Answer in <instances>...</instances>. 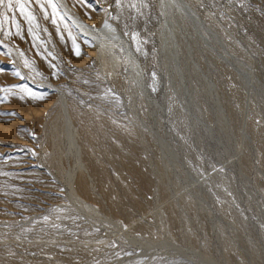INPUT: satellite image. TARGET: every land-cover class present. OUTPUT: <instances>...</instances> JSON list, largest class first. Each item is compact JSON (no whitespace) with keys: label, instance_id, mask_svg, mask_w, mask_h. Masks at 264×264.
<instances>
[{"label":"rangeland","instance_id":"374dc122","mask_svg":"<svg viewBox=\"0 0 264 264\" xmlns=\"http://www.w3.org/2000/svg\"><path fill=\"white\" fill-rule=\"evenodd\" d=\"M97 1L103 9L107 8L104 10L115 13L112 12V16L121 21L136 47L146 54V70L153 94L150 102L145 103L147 97L129 74V81L122 83L125 86L126 82L125 87H115L118 93L114 87L108 89L100 67L86 46L89 43H82L83 50L80 48L79 55L76 54L77 50L72 48L74 32L55 21L48 0H11V8L8 7L9 0L0 4V32L10 41L16 40L25 56L28 53L26 57L32 62L27 63L33 69L32 65L35 66L39 73L38 76L37 71L32 74L37 76L36 79L40 76L41 80L33 84L27 77H21L23 73L16 68L12 54L0 44L4 49V52L0 49V245L10 248L0 251V262L264 264V0H193V5L203 11L208 25L226 41V50L208 33L212 42V38L217 40L213 42L217 49L210 48L211 54L208 53V46L200 43L202 38L191 22L188 23L190 30L199 36L197 43L192 41L196 49L200 46L199 52L195 49L194 57L198 53L196 57L201 58L202 66L194 62L186 40L179 35L185 46L183 75L172 61H166L168 55L161 44L160 7H155L157 0H153L154 4L151 0ZM3 13L6 21L2 19ZM40 16L47 22L46 27ZM7 20L13 29L9 24L6 28ZM17 30L19 34L15 33ZM26 34L31 37L29 45ZM12 35H17L18 40ZM19 35L25 39L21 40ZM48 38L54 44L55 53L59 54L52 51ZM63 38L69 41L65 42ZM31 47L39 50L30 52ZM218 47L231 62L221 57ZM5 51H8L7 55ZM29 53H32L31 57ZM212 55L214 58L220 56L215 60ZM50 60L52 63L57 60L53 65L59 66L60 62L70 65L71 71L76 69L81 76L75 78L76 88L72 87L71 91L76 98H81V92L84 93L83 103L87 104L84 118L91 128L97 156L93 160L94 155H91L92 160L88 163L95 188L90 185V193L81 194L80 198L70 191L71 170L78 172L79 163L72 159L68 163L62 158L65 145L61 141L60 128L54 130V126L57 123L64 125V120L57 121L59 101L44 84L48 79H55L58 84L70 86L71 80L62 76L67 72L65 65L63 70L62 65L60 68L55 66L59 70L57 73L53 67L50 70ZM42 64L45 69L44 65H47L48 70H44ZM90 65L96 71L91 70ZM39 70L50 73L47 75L43 71L41 74ZM208 71L210 74L212 71L213 76ZM84 72L100 73L99 78ZM43 73L46 81H42ZM50 74L56 78H50ZM209 76L219 83L218 92L210 84ZM91 85L94 89H90ZM24 88L30 89L32 95L23 91ZM111 95L112 100H116L114 103ZM219 98L231 114L232 123L223 115ZM118 101H121L120 106L123 105L121 109L116 107ZM129 109L139 112L133 115ZM126 110L130 114L126 115ZM154 113L161 119L163 137L170 141L184 163L179 160L175 161L177 163H158L156 150L145 148L139 141L137 135L141 136V131L134 127L135 132L138 131L135 136L124 129L127 124L133 128L135 120L132 119L145 117L149 128L147 134H151L150 128H157ZM245 123L256 133L253 142L243 134ZM166 153L171 159L167 150ZM190 175L197 182L190 183ZM176 191L180 192L173 196ZM171 236L177 242L172 243ZM180 250H187L194 258L183 255Z\"/></svg>","mask_w":264,"mask_h":264},{"label":"bare ground","instance_id":"6f19581e","mask_svg":"<svg viewBox=\"0 0 264 264\" xmlns=\"http://www.w3.org/2000/svg\"><path fill=\"white\" fill-rule=\"evenodd\" d=\"M152 1V4H154L153 3V0H151ZM155 1V0H154ZM196 1V0H195ZM117 2V1H116ZM149 2H150V0H149ZM159 2V3H158ZM193 0H157L156 2H155V7H157V5H159V7H160V12H158V13H160L161 15V17L159 18V21H160V19H161V21L160 22H162V25H163V29H162V27H161V30H162V35H161V44H162V49H163V52L165 53V55L168 57L167 59H166V61L168 60V63H170L171 61H172V63H174L175 64V66L178 68V71L183 75L184 73V69H183V51H184V47L185 46H183V44L181 43V41H183V40H181L180 39V36L179 35H182L183 36V38L186 40V42H187V46H188V51L190 52V54H192V57H193V59H195L194 60V62L200 67V66H202L201 65V58H197L196 57V55L198 54H196L195 55V57H194V54H195V49H196V46H194V42L192 41L193 39H194V41L196 40V43H197V40L199 39L198 37L200 36L201 38H202V42H200V43H202V44H204L205 43V45H207L208 46V48H207V50L208 49H212V50H216L217 48H216V46L214 45V40H215V42L217 41V40H219V42H220V45H221V47L222 48H224L225 50H226V48H225V42H224V40H223V38H221L222 36H220V33L218 34L216 31H214L212 28H211V26L210 25H208L209 23L207 22V20L205 19V17L203 16V14H202V12L201 11H199L194 5H193ZM48 3L50 4V8H51V10H52V12H53V14H54V17H55V21L57 20L58 22H61L64 26H66V27H68L69 28V30L70 29H72V31L74 32V35H73V40H72V48L74 49V50H80V48H82V43H89V44H87L86 46L88 47V49H89V51H91V55H92V58H94V60H95V64H97L99 67H100V70H101V74H102V79H105V82H107V86H109L108 87V89L110 88V87H117L118 86V88H119V85H120V87L121 86H123L122 85V83H123V81H129V76L131 77V78H133L134 79V81H137L138 83H139V87H140V89H141V91H142V94H144L146 97H147V99H146V101H145V103H148L147 102V100L149 101L151 98H152V96H153V94L151 93V87H150V78H149V73L147 72L148 70H146V64L148 63L147 62V56H146V54H144V53H141L140 52V50L136 47V45L134 44V42H133V40H132V38H130L129 37V35H128V33L129 32H126V28L122 25V23H120L121 21H119V20H117L116 18H114L113 16H112V12L111 11H109V10H104V9H107V8H104L103 9V7L100 5V3L97 1V0H48ZM158 3V4H157ZM38 5V4H37ZM40 6V5H39ZM38 8V7H37ZM151 8V7H150ZM153 8H154V5H153ZM199 8V7H198ZM21 9V8H20ZM41 9V8H40ZM148 9V8H147ZM157 9V8H156ZM200 9V8H199ZM23 10V9H22ZM42 10H44V9H42ZM46 10V9H45ZM154 10V9H153ZM153 10H151V11H153ZM205 10V9H204ZM41 11V10H40ZM155 11L156 10H154L153 12H154V14H155ZM44 12V11H43ZM153 12H152V14H153ZM4 13H5V10H4ZM4 13L2 14V15H4ZM18 13H21V12H18ZM40 13V12H39ZM38 13V14H39ZM114 13V12H113ZM42 14V13H41ZM115 14V13H114ZM154 14H153V16H154ZM2 15H1V17H2ZM35 15V14H34ZM46 15V14H45ZM17 16H19V14H17ZM25 16V15H24ZM49 16H52V15H49ZM19 17H22V19H23V16H19ZM35 17H36V15H35ZM38 17V16H37ZM2 19H4L5 20V15L3 16V18ZM42 19V21L44 22H42L43 24H44V26H45V24H47V22L45 23V21L43 20L44 19V17H42L41 18V16H40V20ZM49 19V18H48ZM156 19V18H155ZM24 20H25V18H24ZM46 20V19H45ZM51 20V19H50ZM50 20H49V22H50ZM6 21V20H5ZM26 21V20H25ZM29 21V20H28ZM153 21H155V20H153ZM158 21V22H159ZM14 22V21H13ZM133 22V21H132ZM131 22V23H132ZM157 22V21H156ZM191 22V23H190ZM6 23V22H5ZM4 23V24H5ZM51 23V22H50ZM50 23H49V25H50ZM57 23V22H56ZM55 23V24H56ZM130 23V22H129ZM130 23V24H131ZM188 23H190V24H192V26L195 28V30H196V32H197V34L199 35V36H196V34L193 32V31H191L190 30V27H189V24ZM3 24V25H4ZM8 24H9V26L11 25L9 22H8V20H7V26H6V28H8ZM20 24V23H19ZM54 24V25H55ZM53 26V25H52ZM55 26H57V25H55ZM60 26L61 25H59V29H60ZM133 26V25H132ZM5 27V26H4ZM14 27V26H13ZM46 27V26H45ZM48 27V26H47ZM63 27V26H62ZM128 27V26H127ZM30 28V27H29ZM65 28V27H64ZM193 28V29H194ZM5 29V28H4ZM11 29H13L12 28V25H11ZM11 29H10V31H11ZM17 29H19V28H17ZM160 29V28H159ZM21 30V29H20ZM22 30H23V28H22ZM21 30V31H22ZM30 30V29H29ZM46 30H47V28H46ZM52 30V29H51ZM50 30V31H51ZM56 30V29H55ZM129 30V29H128ZM10 31H8V33L10 32ZM14 31V30H13ZM57 31V30H56ZM56 31H55V33H56ZM59 31V30H58ZM61 31H63V28H62V30ZM65 31H67V29H65ZM71 31V32H72ZM133 31V30H132ZM4 32V31H3ZM159 32V31H158ZM8 33H5V34H8ZM12 33H14V32H12ZM11 33V34H12ZM15 33H18V30H17V32H15ZM14 33V34H15ZM21 33V32H20ZM26 33V32H25ZM33 33V32H32ZM52 33H53V31H52ZM60 33V32H59ZM62 33H64V32H62ZM208 33H211L213 36H211V37H215L216 39H214V38H212V40H213V42L210 40V35L208 34ZM10 34V33H9ZM19 34V33H18ZM30 34H31V32H30ZM54 34V33H53ZM57 34V33H56ZM61 34V33H60ZM66 33H64L63 35H65ZM68 34V33H67ZM28 34H26V36H27ZM32 35V34H31ZM48 35H49V31H48ZM12 36H14L15 37V39H17V35L15 36V35H12ZM12 36H10V37H12ZM20 36V35H19ZM19 36H18V38H19ZM22 36V35H21ZM21 36H20V38H21ZM33 36V35H32ZM53 36V35H52ZM58 36V35H57ZM7 35H4V33L2 34L1 32H0V44L3 46V48H5V50L7 49L12 55H11V57L13 56V62L15 63V66H16V68L19 70V71H21L22 73H23V75H25V76H21V77H23V78H28L33 84L34 83H36V82H38V81H41L40 80V76L38 77V79H36L37 78V76L39 75V73H38V71L35 69V66H33L32 65V67H34V69L33 68H31L30 67V63H27L30 59H27V54H26V56L24 55V53L22 52V49L20 48V46L18 45V43H17V41L15 40H13L12 41V39H11V41L9 40V39H7ZM28 37V36H27ZM50 37V36H49ZM64 37V36H63ZM65 37H67L66 35H65ZM64 37V38H65ZM75 37V38H74ZM29 38V41H28V45H29V43H30V39H31V37H28ZM34 38V37H33ZM46 38V37H45ZM55 38H57V37H55ZM54 38V40L56 41L57 39H55ZM63 38V39H64ZM22 39H25V38H21V40ZM49 39V38H48ZM59 39V38H58ZM63 39H62V42H63ZM68 39H69V37H68ZM18 40V39H17ZM37 40V39H36ZM64 40H66V39H64ZM184 40V41H185ZM227 40V39H226ZM33 41V40H32ZM35 41V40H34ZM45 41V40H44ZM69 41V40H68ZM67 40L65 41V42H68ZM199 41V40H198ZM48 42L51 44L50 45V47L52 48V51L55 53V47H54V44L52 43V40L51 39H49L48 40ZM47 42V43H48ZM19 43H20V40H19ZM32 44H34L33 42H31ZM37 43V42H36ZM35 43V44H36ZM45 43V42H44ZM55 43V42H54ZM140 43H141V41H140ZM159 43V42H158ZM40 43L38 42V45H39ZM63 44H66V43H63ZM71 44V43H70ZM185 44V43H184ZM46 45V44H45ZM57 45V44H56ZM59 45V44H58ZM62 45V44H61ZM67 45V44H66ZM157 45V44H156ZM24 46H25V44H24ZM24 46L22 45L21 47H23V50L25 49L24 48ZM27 46V45H26ZM35 46H37V44L35 45ZM69 46V45H68ZM67 46V47H68ZM71 46V45H70ZM199 46V45H198ZM198 46H197V49H198ZM202 46L203 45H201V48H202ZM29 47V46H28ZM38 47V46H37ZM63 47V46H62ZM86 47V48H87ZM158 47V46H157ZM206 47V46H205ZM204 47V48H205ZM221 47H218V49L219 48H221ZM27 48V47H26ZM33 47H31L30 48V52L33 50L32 49ZM39 48V47H38ZM70 48V47H69ZM69 48L67 49L68 50V53L70 52L69 51ZM199 48H200V46H199ZM216 48V49H215ZM219 49V54L221 55V57L223 58V59H225V60H227V61H229V62H231L230 61V59H229V56L227 55H224L223 54V52H221V50H223V49ZM1 49V48H0ZM29 49V48H28ZM35 49V48H34ZM41 49H43V47L41 48ZM49 51L51 50V49H49V48H47ZM58 49V48H57ZM59 49H61V47H59ZM196 49V50H197ZM230 49V48H229ZM2 50V49H1ZM4 50V49H3ZM2 50V51H3ZM37 50H39V49H37ZM37 50H33L32 52L34 53V51H37ZM64 50V49H63ZM73 50V51H74ZM82 50H83V48H82ZM160 50H161V48H160ZM200 50V49H199ZM203 50V49H202ZM205 50V49H204ZM7 51V52H8ZM25 51H26V49H25ZM24 51V52H25ZM57 51V50H56ZM60 51V50H59ZM73 51H71V52H73ZM87 52H88V50H86ZM186 51V50H185ZM198 51V50H197ZM224 51V50H223ZM4 52V51H3ZM6 52V51H5ZM7 52L6 53H4V54H6L7 55ZM39 52V51H38ZM52 52V53H53ZM58 52V51H57ZM62 52V51H61ZM199 52V51H198ZM228 52V51H227ZM230 52V51H229ZM36 53V52H35ZM66 53V52H65ZM74 53V52H73ZM72 53V55H75V54H73ZM81 53V52H80ZM151 53H153V52H151ZM155 53V52H154ZM185 53V52H184ZM204 53H206V51L204 52ZM208 53H210L211 54V51H209L208 50ZM225 53H226V51H225ZM231 53V52H230ZM30 54V57H31V54L32 53H29ZM37 55H39L38 53H36ZM36 54H35V56H36ZM56 54V53H55ZM57 54H59V53H57ZM56 54V55H57ZM70 54V53H69ZM82 54V53H81ZM85 54V56H86V53H84ZM90 54V53H89ZM156 54V53H155ZM159 54V53H158ZM216 54V53H215ZM215 54H213V55H215ZM229 54V53H228ZM9 55V54H8ZM34 55V54H33ZM163 55V54H162ZM161 55V56H162ZM185 55V54H184ZM212 55V56H213ZM219 55V56H220ZM39 56H42V55H39ZM61 56H63L62 54H61ZM65 57H66V55H64ZM81 56V55H80ZM79 56V57H80ZM161 56L159 57V59H161ZM166 56H165V58H166ZM199 56V55H198ZM209 57H210V55H208ZM219 56L217 55L216 56V58H214V56H213V58L215 59V60H217V57H218V59H219ZM9 57V56H8ZM26 57V58H25ZM33 57V56H32ZM51 57V56H50ZM60 57V56H59ZM82 57V56H81ZM152 57V56H151ZM184 57H186V56H184ZM188 57V56H187ZM201 57H202V55H201ZM37 58V57H36ZM42 58V57H41ZM56 58H57V56H56ZM69 58H70V56H69ZM89 58V57H88ZM206 58V57H205ZM212 58V57H211ZM27 59V60H26ZM34 59H35V57H34ZM39 59H40V57H39ZM48 60L50 59V58H47ZM47 59H44V60H47ZM60 59V58H59ZM68 59V58H67ZM66 59V60H67ZM72 59V58H71ZM71 59H70V61H67V63H69V62H71ZM156 59H157V57H156ZM185 59V58H184ZM189 59H190V56H189ZM210 59V58H209ZM11 60V59H10ZM11 60V61H12ZM42 60V59H41ZM47 60V61H48ZM51 60H53V59H51ZM51 60H50V62H51ZM61 60V59H60ZM62 60L64 61V58H62ZM90 60V59H89ZM89 60H87V61H89ZM152 60V59H151ZM202 60H203V58H202ZM211 60V59H210ZM220 60H221V58H220ZM38 61V60H37ZM40 61V60H39ZM43 61V60H42ZM41 61V62H42ZM55 62L57 61V60H54ZM54 61H53V63L51 64V66H50V70H51V68L53 67V70L55 71V73H57L59 70H58V68L57 67H55V66H58V65H53V64H55L54 63ZM73 61V60H72ZM156 61V60H155ZM160 61V60H159ZM206 61H207V59H206ZM205 61V62H206ZM211 61H213V60H211ZM211 61H209V65H210V62ZM29 62H32V60L31 61H29ZM59 62V61H58ZM57 62V63H58ZM84 62H86V60L84 61ZM187 62V61H186ZM204 62V61H203ZM218 62V61H217ZM63 63V62H62ZM61 62L59 63V68H60V66H61V69L63 68V67H65L66 69V73H64V75H62L63 76V78L64 79H70L71 80V82L69 81V83L71 84L70 86H69V84L68 85H63V84H58V80L55 82V79H53V80H50V79H48L47 81H46V79H47V77H45V74H47V73H50V71H48L47 73H46V71H44V70H48V68H47V65H44V66H46V69H45V67H43V64H42V67H43V69L44 70H42V72L44 71V75H43V79H42V81L43 80H45L46 82L44 83L46 86H47V89H49L52 93V95L54 96V94L56 95V96H54V97H56L57 98V101H59V103H57V104H59V106H58V108H59V111H58V114H57V121L61 118L62 120H64V125L61 123V124H59V123H57V124H55V126H54V130H57V129H59L60 128V132L62 133V137H61V141L63 140V142H64V145H65V148H64V150H63V153H62V158H64V159H66V162H68L69 163V161L72 159L75 163H79V171L78 172H76V171H72L71 170V183H70V191L71 192H73V194L74 195H76L77 197H81L80 195L81 194H89L90 193V185L93 187V188H95V182H94V180H93V178H92V176H91V174H90V171H89V167H88V163H90L91 162V160L93 159V160H96V156H97V154H96V152H95V150H94V144H95V142H94V138H93V135H92V132H91V128L86 124L87 123V121L85 120V118H84V116H85V110H86V108H87V106L85 107V105H87L86 103H85V105H84V101H85V99H84V93L83 92H81L80 94H81V98H76V97H74L73 95V90L71 91V89H73L72 87H75L76 88V86H74L75 85V82H76V80H75V78H77V79H79L81 76H79L80 74H78L77 72H76V69L74 70V69H72V71H71V67H70V65H68V64H62ZM82 63V62H81ZM87 63H89V62H87ZM87 63H85L86 64V66H87ZM159 63V62H158ZM214 63H215V61H214ZM32 64H35V63H32ZM37 64H39L40 65V62L38 63L37 62ZM49 64V63H48ZM83 65H84V63H82ZM82 64H80L79 63V66H81ZM153 64V63H152ZM155 64V63H154ZM162 64V63H161ZM160 64V65H161ZM173 64V65H174ZM186 64V63H185ZM191 64V63H190ZM203 64V63H202ZM208 64V63H207ZM50 65V64H49ZM53 65V66H52ZM68 65V66H67ZM168 65V64H167ZM166 65V66H167ZM170 65H172V64H170ZM204 65V64H203ZM14 66V65H13ZM14 66V67H15ZM79 66H78V68H79ZM156 66V65H155ZM165 66V65H164ZM205 66H206V64H205ZM41 67V66H40ZM38 65H37V68L39 69L40 68ZM76 67V66H75ZM90 67H91V65H90ZM147 67H149V66H147ZM209 67V66H208ZM13 68V67H12ZM57 68V69H56ZM84 68V67H83ZM88 68V67H87ZM97 68V67H96ZM159 68V67H158ZM157 68V70H159ZM163 71H164V67H160ZM173 68H175V67H173ZM172 68V69H173ZM189 68H190V66H189ZM192 68H193V66H192ZM191 68V69H192ZM197 68V67H196ZM210 68V67H209ZM32 69H33V71H35V72H33L32 71ZM41 69V68H40ZM86 69V68H85ZM91 70L93 69V70H95L96 71V69H94V67L92 66L91 68H90ZM98 69V68H97ZM167 69H168V66H167ZM197 69H199V68H197ZM208 69V68H207ZM212 69V68H211ZM17 70V71H18ZM56 70H57V72H56ZM63 70V69H62ZM88 70V69H87ZM169 70H170V67H169ZM205 70V69H204ZM36 71H37V73H36ZM40 71V70H39ZM90 70H88V72H89ZM188 71V70H187ZM41 72V71H40ZM42 72H41V74H42ZM63 72V71H62ZM87 72V73H88ZM94 72V71H93ZM170 72H171V70H170ZM197 72V71H196ZM205 72H206V70H205ZM214 72V71H213ZM32 73H36V75H34V74H32ZM54 73V72H53ZM54 73V74H55ZM86 72H84V74H85ZM86 73V74H87ZM98 73V72H97ZM174 73V72H173ZM186 73V72H185ZM208 73H209V75H212V71H211V74H210V72L208 71ZM40 74V75H41ZM63 74V73H62ZM88 74H90V73H88ZM100 74V73H99ZM99 74H93V73H91L90 75H92V76H94L95 78H99ZM127 74H129L128 75V77H127ZM156 74H157V72H156ZM205 74V73H204ZM48 75V74H47ZM60 75H61V73H60ZM60 75H58V76H60ZM82 77H83V72H82ZM89 75V76H90ZM151 75V74H150ZM173 75V74H172ZM191 75H192V73H191ZM88 75H87V77H89ZM163 76V75H162ZM165 76V75H164ZM163 76V77H164ZM213 76V75H212ZM212 76H211V79H210V76H209V82H210V84L216 89V92H218V89H219V83L216 81V80H212ZM46 79H45V78ZM50 78H52L53 76H51V74H50V76H49ZM55 78H56V75L54 76ZM53 77V78H54ZM84 77H85V75H84ZM83 77V78H84ZM101 77V76H100ZM186 77V76H185ZM189 77H191L190 75H189ZM42 78V77H41ZM93 78V77H92ZM91 78V79H92ZM161 78V77H160ZM173 78V77H172ZM188 78V77H187ZM187 78H185V80L187 79ZM27 79V80H28ZM61 78H59V80H60ZM101 79V80H102ZM133 79H130V80H132L131 82H133ZM190 79V78H189ZM81 80H82V78H81ZM85 80V79H84ZM83 80V81H84ZM91 81V80H90ZM100 81V80H99ZM102 81H104V80H102ZM101 81V82H102ZM63 82H64V80H63ZM66 82V81H65ZM77 82H78V80H77ZM94 82V81H93ZM136 82V83H137ZM153 82V81H152ZM40 83V82H39ZM42 83V84H43ZM61 83V82H60ZM87 83H88V81H87ZM100 83V82H99ZM43 84V85H44ZM89 84V83H88ZM90 84H91V82H90ZM101 84H103V82L101 83ZM100 84V86H102ZM124 84V83H123ZM188 84V83H187ZM186 84V85H187ZM95 85V84H94ZM93 85V86H94ZM99 85V84H98ZM128 85V84H127ZM31 86V85H30ZM86 86V85H85ZM92 86V85H91ZM91 87L90 89H94V87ZM96 86V85H95ZM103 86H105L104 84H103ZM125 86H126V82H125ZM125 86H123V87H125ZM88 87V86H87ZM137 87H138V85H137ZM74 88V89H75ZM79 88H81V87H79ZM96 88V87H95ZM104 88V90L106 89L105 87H103ZM46 89V88H45ZM47 89H46V91H47ZM86 89H89V88H86ZM86 89H84V90H86ZM108 89H106L107 91H108ZM136 89V88H135ZM140 89H139V91H140ZM42 90H44V89H42ZM76 91L78 90V89H75ZM75 90H74V93H75ZM111 90V89H110ZM113 90V89H112ZM115 90H116V88H115ZM118 90V89H117ZM116 90V91H117ZM35 91V90H34ZM33 91V92H34ZM115 91V92H116ZM47 92H49V91H47ZM80 92V91H79ZM121 92V91H120ZM125 92V91H124ZM54 93V94H53ZM106 93V95H108L107 94V92H105ZM110 93V92H109ZM113 94H114V92H112ZM117 93H118V91H117ZM122 93V92H121ZM121 93L119 94V96H121L122 97V95H121ZM77 94V93H76ZM111 94V93H110ZM112 94V95H113ZM51 95V96H52ZM105 95V94H104ZM112 95H111V101L113 102V100H114V102L116 101L114 98H115V96L113 95V100H112ZM116 96H118L117 94H115ZM139 94H137V96H138ZM155 95V94H154ZM77 96V95H76ZM109 96V95H108ZM126 97V95L124 96V98ZM135 97V96H134ZM140 97V96H139ZM138 97V99H140ZM144 97V96H143ZM219 97V96H218ZM105 98V97H104ZM131 98V97H130ZM221 98V97H220ZM219 98V102H220V109H221V111H222V113H223V115L226 117V120H228V122L229 123H232V117H231V114H229L228 113V111H227V109L225 108V106H224V104H223V102L221 101V99ZM54 99V98H53ZM107 99H109V97H107ZM118 99H120V98H118ZM127 99V97L125 98V100ZM134 99V98H133ZM132 99V100H133ZM137 99V98H136ZM144 99V98H143ZM143 99H141V100H143ZM122 100H123V98H122ZM124 101V100H123ZM122 101V102H123ZM128 101V100H127ZM144 101V100H143ZM55 102H56V99H55ZM113 102V103H114ZM150 102V101H149ZM152 102V101H151ZM120 103H121V101H120ZM120 103H119V101H118V104H117V102H116V107H117V105H118V107L120 106ZM133 103V102H132ZM144 103V102H143ZM144 103V104H145ZM123 104V103H122ZM126 104V103H125ZM153 104H155V103H153ZM133 105H134V103H133ZM136 105V104H135ZM121 106H123V105H121ZM121 106H120V109H121ZM138 106H139V104H138ZM159 106H160V104H159ZM130 107H131V104H130ZM163 107V106H162ZM127 108V107H126ZM134 108H135V106H134ZM156 108V107H155ZM155 108H153V109H155ZM157 108H158V104H157ZM156 108V109H157ZM166 108V107H165ZM165 108H163V109H165ZM128 109V108H127ZM133 109V108H132ZM139 109V108H138ZM57 110V109H56ZM123 110H125L124 108H123ZM136 110H137V107H136ZM136 110L134 111L135 113H136ZM159 110V109H158ZM160 110H161V108H160ZM166 110H167V108H166ZM87 111V110H86ZM88 111L90 112V109H88ZM129 111H130V109H129ZM129 111H128V113H129ZM141 111V110H140ZM152 111V110H151ZM57 112V111H56ZM85 112V113H84ZM125 112V114L127 115L128 113H126L127 112V110L126 111H124ZM130 112H132V114L133 115H135L134 114V112L133 111H130ZM138 112H139V110H138ZM137 112V113H138ZM160 112V111H159ZM162 112V111H161ZM168 112V111H167ZM166 112V113H167ZM88 113V112H87ZM136 113V114H137ZM151 113V112H150ZM166 113H165V115H166ZM130 114V113H129ZM155 115H156V113H154ZM160 114V113H159ZM248 114V113H247ZM126 115H122V116H126ZM140 115H141V113H140ZM153 115V117H155V126L157 127L156 128V130L155 129H153V127H152V125H151V127L152 128H150V131L152 130V133L151 134H147V130L149 129L148 128V126H147V124L148 123H146V121H145V117L144 118H140V119H138V118H134V119H132L134 122H135V124L134 123H132L133 124V128L131 127V125H130V127L134 130V127L135 128H137V130L139 129L140 131H141V133H142V135L141 136H139V135H137V133H138V131H137V133L135 132L136 130H134V131H132V129L131 128H129V126H128V124H127V126H125V128L124 129H126L127 130V132H129V134H133V135H137L138 136V139H139V141L141 142V144H143L144 146H145V148H153L154 150H156V152H157V157H158V163H174L176 160H179L181 163H184V161H181L180 159H179V153H177V151L175 150V148H174V146L170 143V141H168L165 137H163V135H162V133H161V131H160V121H159V117L156 115ZM163 115V114H162ZM121 116V117H122ZM128 116H130V115H128ZM142 116V115H141ZM167 116V115H166ZM88 117V116H87ZM131 117H133L132 115H131ZM136 117V116H135ZM164 118V117H163ZM246 118H247V116H246ZM88 119V118H87ZM124 119V118H123ZM122 119V121H124L125 122V120H123ZM130 119V118H129ZM138 119V120H137ZM153 120H154V118H153ZM161 120V119H160ZM61 121V120H60ZM126 121H128V120H126ZM63 122V121H62ZM117 122V121H116ZM128 122H130V121H128ZM118 123H120L119 121H118ZM151 124H153L152 122H150ZM246 123H248L247 121H246ZM245 123V128H243V134H244V136L245 137H247V138H249L252 142L253 141H255L256 140V133L254 132V131H252L250 128H248L247 127V124ZM125 124V123H124ZM60 125H61V127H60ZM150 125V124H149ZM248 125H249V123H248ZM92 126V125H91ZM124 126V125H123ZM122 126V127H123ZM90 129H89V128ZM146 131H145V130ZM139 131V132H140ZM156 138V140H155V138ZM158 141V142H157ZM146 150H148V149H146ZM166 150L170 153V156H171V159H170V157L167 155V153H166ZM91 155L93 156L94 155V158L92 157V159H91ZM175 163H177V162H175ZM192 174V173H191ZM190 177H191V181H190V183H195V182H197L195 179H193V177L190 175ZM69 183V182H68ZM69 189V188H68ZM180 191H176V192H174V194H173V196H175V195H178V193H179ZM180 195H182V193L181 194H179V198H180ZM177 198V197H176ZM182 198V197H181ZM178 199V198H177ZM201 199V198H200ZM176 200V199H175ZM189 203H190V201H189ZM203 204V203H202ZM209 204V203H208ZM170 234V233H169ZM171 242L172 243H174V242H177L176 241V239H175V237L174 236H171ZM5 250H10V248H3V247H1V245H0V251H5ZM180 251H182V253H183V255H185V256H188V257H190V258H194L193 256H192V254H190L187 250L185 251V250H180ZM0 264H2L1 262H0ZM9 264H11V263H9ZM198 264H201V263H199L198 262Z\"/></svg>","mask_w":264,"mask_h":264},{"label":"snow or ice","instance_id":"6c2138e0","mask_svg":"<svg viewBox=\"0 0 264 264\" xmlns=\"http://www.w3.org/2000/svg\"><path fill=\"white\" fill-rule=\"evenodd\" d=\"M2 3H4V0H0V4H2ZM8 7H9V8L12 7L11 0H9V2H8ZM22 8H23V6L21 5V9H22ZM76 54L79 55V50H78V49H77V53H76ZM17 75H19V74L17 73ZM23 91H25V92H26L28 95H30V96L32 95L30 89L24 88ZM12 115H15V114L13 113Z\"/></svg>","mask_w":264,"mask_h":264}]
</instances>
